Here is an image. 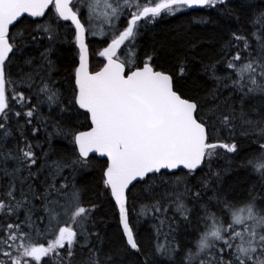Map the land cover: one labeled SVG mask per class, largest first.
<instances>
[{
    "label": "snow or ice",
    "instance_id": "obj_1",
    "mask_svg": "<svg viewBox=\"0 0 264 264\" xmlns=\"http://www.w3.org/2000/svg\"><path fill=\"white\" fill-rule=\"evenodd\" d=\"M233 3L0 0V264H264V0ZM201 10L207 59L141 45Z\"/></svg>",
    "mask_w": 264,
    "mask_h": 264
},
{
    "label": "trees",
    "instance_id": "obj_2",
    "mask_svg": "<svg viewBox=\"0 0 264 264\" xmlns=\"http://www.w3.org/2000/svg\"><path fill=\"white\" fill-rule=\"evenodd\" d=\"M239 3L240 0H234L233 7L236 8L237 12L243 15L242 9L239 8ZM205 14L206 13L201 10L198 13H189L188 16H169L161 19L154 25L150 26L149 31L141 37L140 43L144 47H148L155 43L156 47L160 50L161 57L171 62L168 50L175 48L178 51L184 52L191 46L189 43L191 42L197 45V48L194 50V54L197 57L207 59V57L212 54L215 47L214 41L210 39V37L214 34L218 35L221 32V29L214 28L213 25L204 27L200 25H190L188 23L189 16ZM212 15L215 16L214 13ZM221 23L226 26L230 23V21L222 20ZM93 47H96V45H93ZM72 56L73 52L67 45L60 46L58 51L52 55V59L58 62V67L60 69L59 73H54V77H59V75L64 72L65 67L70 63ZM95 61L96 58L93 57L94 66ZM195 67H198V65H194V68ZM193 75H195V72H193ZM200 79L203 80L204 78L201 77ZM189 83H191V79L189 80ZM53 147L59 151L60 149L66 147V142L60 139H54ZM248 150L249 149L245 147L244 151L241 152V156H243ZM238 162L239 157L237 158V163ZM78 179L81 184L86 186L85 199L87 200L91 198L93 196L94 174L84 173L78 177ZM251 180L252 177H250L243 168L235 169L224 176L225 184H234L240 187L247 186ZM96 215L98 219L106 222V227H104L103 224L100 226L104 228L109 235H111L115 231L116 225L110 220L109 213L106 211V206L102 205ZM144 234L147 235V232L145 231Z\"/></svg>",
    "mask_w": 264,
    "mask_h": 264
}]
</instances>
